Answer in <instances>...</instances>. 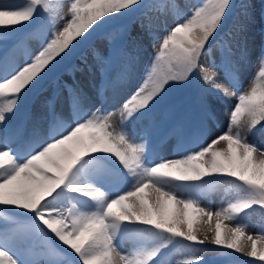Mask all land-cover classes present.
<instances>
[{
	"label": "snow or ice",
	"instance_id": "6c2138e0",
	"mask_svg": "<svg viewBox=\"0 0 264 264\" xmlns=\"http://www.w3.org/2000/svg\"><path fill=\"white\" fill-rule=\"evenodd\" d=\"M143 6L142 0H69L65 19L62 0H0V43L11 40L24 61L0 57V216L5 221L0 264H164L170 246L195 252L191 245L208 239L206 234L199 239L194 229L204 217L213 245L264 262V232L248 235L243 223L249 210L264 214V147L241 134L242 127L252 136L264 132V54L248 86L241 87L247 47L237 43L233 50L221 37L232 0H200L189 13L180 11L175 0H161L155 11L171 14L174 22H165L159 35V16L140 20V32L132 39L150 37L154 54L137 87L120 103L118 129L104 96L109 74L103 65L112 62L113 49L107 58L94 53L100 64L96 103L78 84L68 83L62 86L67 109L58 111V85L45 116L31 128L19 120L27 101L79 46ZM249 7L241 5L245 16ZM119 31L130 35L126 24ZM109 42L114 43L111 37ZM137 62L138 56L131 57L123 65L128 80ZM173 88L190 91L198 146L187 150L181 144L179 158L156 160L157 116ZM233 97L236 103L229 106ZM224 109L226 127L213 137ZM170 131L183 135L186 128L178 124ZM221 143L225 146L218 148ZM212 176L228 179H205ZM222 182L235 190L234 198L219 210L202 207L200 196ZM111 184L119 190L113 192ZM125 239L133 244L127 253L120 247ZM30 245L39 253L26 258ZM177 264H203V257Z\"/></svg>",
	"mask_w": 264,
	"mask_h": 264
},
{
	"label": "rangeland",
	"instance_id": "374dc122",
	"mask_svg": "<svg viewBox=\"0 0 264 264\" xmlns=\"http://www.w3.org/2000/svg\"><path fill=\"white\" fill-rule=\"evenodd\" d=\"M16 3H22L23 0H14ZM161 2V0H145L142 2L144 5L133 16L124 18L114 24L106 26L104 30L94 35L88 42L79 46L73 54L58 68V70L50 75L48 80L44 83L41 89H39L26 103L22 111L25 113L19 116V120L26 125L30 122L31 118L35 115L47 113L46 102L52 97L54 90L57 86H61V95L57 98L56 102L60 100L64 101L63 85L68 83L78 84L83 88L86 93L92 98V102L96 103L97 86L100 80V64L94 55L95 52H99L101 56L107 58L109 50L112 51V62L110 64H104V68L109 74V85L104 92L106 98L105 107L108 110L114 112L112 117V124L114 128H119L121 116H120V103L131 94V92L137 87L141 74L144 72L145 67L150 63L154 54V48L152 39L147 35L142 36L139 40L134 41L132 37L137 36L140 32L139 22L146 16H151L154 19L159 16V22L156 28V34L159 35L163 32L165 22L168 25L173 24L174 18L171 14L167 16L160 15L154 9V5ZM63 3V15L65 19L69 18L68 3L69 0H62ZM175 3L179 6L180 11L189 13L191 9L200 3V0H175ZM242 4H248V15L245 16ZM233 7L231 8V14L227 18V24L224 26L221 34L222 41H228L231 43L233 50L236 49L237 43L246 45L247 51L250 50L251 54L248 55V60L244 65L243 71L239 77V83L241 87H247L249 80L252 78L253 73L256 71L257 60L261 54H264V0H232ZM135 7V6H134ZM61 24L63 21L60 22ZM121 24L128 25L130 35L121 36L119 26ZM112 38L114 43L110 44L109 38ZM139 45L137 50L136 45ZM33 50L37 47L35 43L31 44ZM4 50V51H3ZM219 46L213 48V55L219 57ZM7 54L9 57L15 56L18 62L22 64L24 61L21 58L19 50L13 51V42L8 41L7 44L0 43V57ZM136 71L131 80H128L126 74L123 72V65L130 62L131 57H137ZM202 60V62H205ZM88 66L89 71L82 72L80 69ZM80 79L83 81L80 83ZM114 92L117 95L114 97ZM190 91L183 88H173L170 92L169 103L163 105L159 110L157 120L159 122V130L154 138L159 136L160 133L165 137V133L173 129L175 125H185L186 132L181 135L175 133L173 138L181 137L183 145L187 150H191L198 146V142L194 138V123L196 119V113L194 107L189 104ZM228 105H234L236 103L235 98H230ZM60 103V102H59ZM59 103H56L58 105ZM97 106H99L97 104ZM227 112V111H226ZM223 116V117H222ZM219 121H217L218 127L224 130L227 123V115H221ZM215 127V125H214ZM160 131V133H159ZM171 132V131H170ZM159 133V134H158ZM242 135H248V139L253 141L258 146L264 147V132H257L255 136L246 133V130L241 128ZM170 137H167L169 141ZM156 148V160L170 159L169 155L165 154V151H161L165 145L157 143L154 139ZM199 142H203L202 140ZM262 143V144H261ZM184 154V151L181 155ZM221 176L206 177L213 181L223 180ZM227 178V177H225ZM112 191L116 192L119 188L115 184H111ZM148 190H146L147 192ZM177 195L181 197H187L190 195L188 192L177 191ZM235 196V190L230 188L227 183H218L214 186L213 190L200 196L199 203L202 207L210 210H219L227 206V203ZM128 203V202H126ZM18 211V210H17ZM250 215L246 217L243 223L246 224V233L252 236H258L261 232H264V214H261V210L256 211L249 210ZM4 215H7V210L4 211ZM191 219V217H189ZM206 218V217H204ZM203 219V218H202ZM3 216H0V225L4 224ZM225 224L234 226V221H225ZM194 224V229L195 226ZM130 227H139V225H130ZM212 235L204 241L203 244L191 245L196 249L195 252L190 251L187 247H181L180 245L170 246V250H166L168 254L164 257V264H177L178 261L188 259L192 256L203 257V264H235L229 257L221 250V246L213 245L211 240ZM187 244L188 242H183ZM61 247H63L61 245ZM121 250L125 253L132 250V241L125 239L121 242ZM230 250V249H229ZM71 251L70 249L68 250ZM231 252L235 256L234 260H237V264H264L255 260L252 257H248L243 253H237L234 250ZM39 253L38 246H26L24 249V256L31 258ZM75 255L74 253L72 254Z\"/></svg>",
	"mask_w": 264,
	"mask_h": 264
},
{
	"label": "bare ground",
	"instance_id": "6f19581e",
	"mask_svg": "<svg viewBox=\"0 0 264 264\" xmlns=\"http://www.w3.org/2000/svg\"><path fill=\"white\" fill-rule=\"evenodd\" d=\"M251 51L250 50H248V55H250L251 53H250ZM249 58V57H248ZM83 80L82 79H80V83L82 82ZM85 91V90H84ZM86 92V91H85ZM64 99V98H63ZM60 103L57 105V110L59 111V110H61V109H67V104H66V101H65V99H64V101L63 100H60L59 101ZM56 103H58V102H56ZM228 103V102H227ZM227 109H224L223 110V115H227ZM22 114H24V111H21V113L19 114V116L20 115H22ZM221 114V115H222ZM220 115V116H221ZM223 117V116H222ZM222 117H220V118H222ZM38 117L36 116V118H31V120H30V122L26 125L28 128H31L32 127V125H33V123L36 121V119H37ZM219 118V119H220ZM219 121V120H218ZM27 121L25 120L24 121V123H26ZM222 130L218 127V124H217V122L215 123V127H214V125H213V128H212V136L214 137L215 135H217V134H219L220 132H221ZM159 133H160V131H159ZM158 133V134H159ZM163 133V132H162ZM162 133H160L159 134V136H157L156 138H154L156 141H157V143H161V144H164L165 145V147L161 150V151H165L166 153L165 154H167V155H169V158L170 159H175V158H179L180 156H182L181 154L183 153V150H181V149H179L178 148V145H181V144H183V141H182V139H181V137H178V138H173V137H171V136H173L176 132H174V131H169L168 133H165V137H163V134ZM157 134V133H156ZM170 137V139H169V141H167L166 139H167V137ZM195 136V138H196V135H194ZM155 137V136H154ZM161 137H163V138H161ZM196 140V139H195ZM262 144V143H261ZM225 145L223 144V143H221L220 145H217V147L219 148V147H224ZM261 147H263V145H260ZM259 158V157H258ZM112 187V186H111ZM172 205L171 204H169L168 206H167V211L168 212H171L172 211ZM206 220H207V218H203V219H201L198 223H197V225L195 226V230H196V234H197V236H198V238L199 239H201V240H203L204 239V236H205V234L207 235V237H210L211 235H212V233L211 232H213L212 230H209V224L208 223H206ZM215 224H216V220H215V218L211 221V228L212 229H214L215 228Z\"/></svg>",
	"mask_w": 264,
	"mask_h": 264
},
{
	"label": "trees",
	"instance_id": "16d2710c",
	"mask_svg": "<svg viewBox=\"0 0 264 264\" xmlns=\"http://www.w3.org/2000/svg\"><path fill=\"white\" fill-rule=\"evenodd\" d=\"M145 0H142V2H144ZM237 257V255H235Z\"/></svg>",
	"mask_w": 264,
	"mask_h": 264
}]
</instances>
